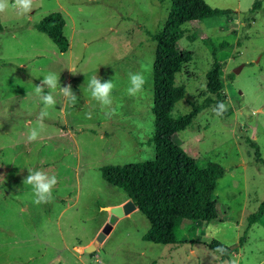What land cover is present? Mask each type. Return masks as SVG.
I'll list each match as a JSON object with an SVG mask.
<instances>
[{"label": "rangeland", "instance_id": "374dc122", "mask_svg": "<svg viewBox=\"0 0 264 264\" xmlns=\"http://www.w3.org/2000/svg\"><path fill=\"white\" fill-rule=\"evenodd\" d=\"M205 1L231 13L184 24L179 45L192 59L175 77L185 93L171 115L200 108L173 140L194 158L224 168L215 188L220 219L200 223L188 236L200 241L170 245L143 239L150 222L135 209L113 224L93 253L78 248L108 220L105 207L129 199L102 177L101 167L155 157L149 139L156 43L149 33L163 29L171 1L34 0L29 15L11 7L0 13V264H264V217L251 226L247 221L264 201V0L258 8L256 0ZM53 12L66 21L65 52L35 28ZM222 42L228 46L220 48ZM214 47L222 62L219 97L207 89ZM130 72L146 80L136 97L126 93ZM48 73L59 75L61 87L71 85L77 101L53 91L56 104L47 108L41 129L37 118L45 106L34 88ZM92 76L116 85L110 109L90 96ZM217 103L227 107L220 116L213 111ZM33 127L40 136L28 142ZM28 169L57 176L51 202L33 203L31 186L23 184ZM213 240L232 249L230 260L218 259L209 247Z\"/></svg>", "mask_w": 264, "mask_h": 264}, {"label": "trees", "instance_id": "16d2710c", "mask_svg": "<svg viewBox=\"0 0 264 264\" xmlns=\"http://www.w3.org/2000/svg\"><path fill=\"white\" fill-rule=\"evenodd\" d=\"M170 1L171 8L163 29L155 34L149 33L156 43L152 68L155 131L149 139L154 145L155 157L122 165H106L101 167V173L109 184L121 188L149 220L150 227L143 235L144 240L178 245L193 242L188 236L199 229L201 224L197 226V222L209 223L220 219L215 188L224 174L219 163L196 159L173 140L177 132L191 126L200 112L199 107H194L184 115H171L173 107L185 93L183 85H176L175 77L183 64L192 59V52L181 47L179 40L184 36L186 22L228 15L231 10L212 7L205 0ZM258 7L260 0L253 4V8ZM65 22L61 12H53L43 17L35 28L65 52L69 47L64 33ZM2 29L0 21V31ZM225 46H228L227 42H222L219 47ZM220 48L214 47L212 65L207 72V89L218 97L224 85L222 62L217 57ZM263 217L264 201L248 215V225L259 222ZM243 241L242 236L240 242ZM209 247L220 254V261L230 260L232 249L229 246L213 240Z\"/></svg>", "mask_w": 264, "mask_h": 264}, {"label": "clouds", "instance_id": "9594fccd", "mask_svg": "<svg viewBox=\"0 0 264 264\" xmlns=\"http://www.w3.org/2000/svg\"><path fill=\"white\" fill-rule=\"evenodd\" d=\"M15 10L18 16L29 15L34 7V0H11V5L9 0H0V13H6L9 8ZM72 73H76L74 69H69ZM146 83L145 77L140 72L128 74V87L126 88V93L128 96L136 97L143 92L144 85ZM47 88V93L44 92V88ZM116 87L111 79L101 82L98 76H92L87 84V90L90 96L96 100L102 108H111L113 103L112 91ZM59 90L60 94L68 100L69 103L75 104L77 101V95L72 91L71 85H65L63 87L59 84V75L56 73H48L43 76V80L39 85H35L34 91L39 96L40 101L45 106L44 110L39 113L38 120L42 122L49 115L47 108L56 104V99L52 92ZM217 116L223 114L227 111V107L223 103H218L213 109ZM107 116L113 115V111H108L105 113ZM40 136V130L33 127L27 133V141H36ZM57 176L55 174L49 175L48 173L37 170L28 169V175L24 177L23 184L30 185L33 193V203L34 204H45L52 200V189L57 184ZM218 251H223V249H218Z\"/></svg>", "mask_w": 264, "mask_h": 264}, {"label": "water", "instance_id": "95a60500", "mask_svg": "<svg viewBox=\"0 0 264 264\" xmlns=\"http://www.w3.org/2000/svg\"><path fill=\"white\" fill-rule=\"evenodd\" d=\"M137 209V206L133 202L132 199H128L124 203L120 205H116L113 207H105V210H109L110 214L108 220L104 223L101 230L97 233L93 242L83 248H78V251L85 253H93L98 245L105 239L107 234L112 229L113 224L122 216L132 212Z\"/></svg>", "mask_w": 264, "mask_h": 264}, {"label": "crops", "instance_id": "0c3cea01", "mask_svg": "<svg viewBox=\"0 0 264 264\" xmlns=\"http://www.w3.org/2000/svg\"><path fill=\"white\" fill-rule=\"evenodd\" d=\"M200 225V222H197V226ZM98 233V232H97ZM106 238V237H105ZM189 238V237H188ZM94 239H91L88 243H86L85 245H82V248L91 244L93 242ZM189 240H193V241H200V236L196 237V236H192L191 238H189ZM97 249V248H96ZM85 264V263H83Z\"/></svg>", "mask_w": 264, "mask_h": 264}, {"label": "built area", "instance_id": "2783aa9c", "mask_svg": "<svg viewBox=\"0 0 264 264\" xmlns=\"http://www.w3.org/2000/svg\"><path fill=\"white\" fill-rule=\"evenodd\" d=\"M99 263H100V261H99Z\"/></svg>", "mask_w": 264, "mask_h": 264}]
</instances>
